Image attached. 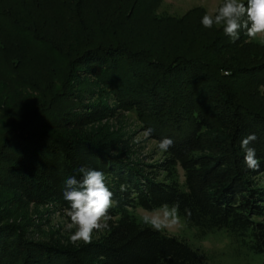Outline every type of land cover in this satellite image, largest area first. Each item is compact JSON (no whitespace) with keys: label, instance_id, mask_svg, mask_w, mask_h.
Masks as SVG:
<instances>
[{"label":"trees","instance_id":"1","mask_svg":"<svg viewBox=\"0 0 264 264\" xmlns=\"http://www.w3.org/2000/svg\"><path fill=\"white\" fill-rule=\"evenodd\" d=\"M36 1L19 5L23 12L38 10ZM115 2L118 14L123 5ZM145 2L146 15L160 23L200 21L207 14L159 17L156 0ZM17 17L9 20L12 39H0V55L9 52L0 56V84L15 89L2 110L9 112L23 94L29 99L22 88L34 86L38 95L19 120L3 114L0 122V264H206L195 241L213 234L264 264V94L258 90L264 85V45L247 42L251 52L240 57L244 30L233 41L213 26L198 45L195 35L190 44L164 41L156 48L110 29L72 51L47 37L31 15ZM23 58L42 69L39 75L43 68L52 71L38 76L45 85L17 70ZM126 111L156 142L149 162L132 156L124 137L88 130ZM251 133L258 138L249 144L259 160L256 170L247 167L241 148ZM164 138L173 144L161 152ZM82 167L105 173L117 201L109 228L79 247L34 237L15 216L18 209L32 203L66 212L64 181L80 179ZM165 203L178 204L182 224L194 230L191 238L140 222L138 207L152 211Z\"/></svg>","mask_w":264,"mask_h":264},{"label":"rangeland","instance_id":"2","mask_svg":"<svg viewBox=\"0 0 264 264\" xmlns=\"http://www.w3.org/2000/svg\"><path fill=\"white\" fill-rule=\"evenodd\" d=\"M30 1V0H29ZM71 6L67 8L63 0H37V8L22 10L19 5L21 0H0V39L1 42L12 39L9 26L10 21L17 15L29 14L32 21H36L41 31L47 34V37H54L63 44L65 48L73 49L75 51L78 46L85 43L87 40L97 41L103 38V34H109L112 30L116 35L127 37L132 41L146 43L149 46L162 47L164 41H168L170 45L178 46L180 42H191V38L197 37V45L200 44V39L212 34L210 28H205L201 20H193L184 24H177L176 22H155L144 11L145 0H115L118 1L119 6L123 5L122 11L115 13L114 0H67ZM124 1V3H122ZM223 0H156L157 8L155 13L159 17H179L187 13H198L204 11L206 13L212 12L220 5ZM27 0H24V4ZM246 4V0H244ZM106 5V6H105ZM41 7L43 9H41ZM8 8L16 14V17L11 16L12 12L5 11ZM71 11V12H70ZM127 11V13H126ZM5 12V13H4ZM129 12V13H128ZM131 12V13H130ZM125 13L127 14L126 16ZM71 18H70V16ZM78 15V16H76ZM76 16V19L73 17ZM35 18V19H33ZM10 20V21H9ZM73 20V21H72ZM124 21V22H123ZM39 22V23H38ZM218 28V29H216ZM111 29V30H110ZM214 33H222V27L215 26ZM74 34V35H73ZM71 35H73L71 39ZM243 45L238 47L236 55L245 57L249 55L251 50L247 46L249 42L248 37H241ZM6 43V42H4ZM8 43V41H7ZM190 44V43H189ZM8 45V44H7ZM8 50V48H6ZM10 49V48H9ZM72 53V52H71ZM228 53H231L230 51ZM7 56L9 52H3L0 56ZM225 55V54H224ZM223 55V56H224ZM23 59L18 62V71L29 73L30 78L36 82L45 85L44 78L38 76H48L50 74L49 68H43L45 74L42 73L41 68L34 69V64L25 65ZM24 73V74H25ZM52 73V71H51ZM90 79L89 77L78 75V79ZM1 83V82H0ZM15 90V89H14ZM11 87H6L0 84V122H3V114L8 115L14 120H19L25 115L33 106L35 97L38 91L34 86L22 88L24 93H28L29 99L24 94L22 101H16L15 104H10L9 112L2 110L9 106L6 95L14 93ZM259 93L264 94V85L259 86ZM26 93V94H27ZM88 130H97L102 132H110L112 136H121L127 140L128 149L132 156L144 162H149V158L153 154L156 147L155 140L151 139L141 130V123L136 115L131 111L123 112L122 115L115 119H106L88 127ZM159 155H155L153 159ZM264 182V176H262ZM8 195V191H3ZM155 209V210H159ZM151 212L141 207L136 209L139 215L145 212ZM154 211V210H152ZM15 216L21 221L27 230L34 237L38 238H53L60 241H68L70 233L64 230V224L67 222L66 212L54 211L49 206L36 205L32 203H23L18 209ZM171 233L184 235L186 238H191L194 230L184 226L168 230ZM102 232L97 233L95 238L99 237ZM201 249L206 252V264H258L252 260V257L243 249L237 248L228 244L220 234H213L208 236L206 240L195 241Z\"/></svg>","mask_w":264,"mask_h":264},{"label":"clouds","instance_id":"3","mask_svg":"<svg viewBox=\"0 0 264 264\" xmlns=\"http://www.w3.org/2000/svg\"><path fill=\"white\" fill-rule=\"evenodd\" d=\"M201 23L205 28L222 27L224 34L233 41L239 39L241 30H244L249 42L257 41L264 45V0H246V4L244 0H224L214 11L205 14ZM257 139L255 133H251L241 141L244 162L252 170L259 168V160L249 144ZM172 144L170 138H164L158 143V148L164 152ZM79 171L82 177H68L63 190V198L69 204L64 230L70 233L69 243L76 247L91 244L97 233L108 229L109 221L113 219L110 210L117 206L103 171L83 167ZM125 190L121 186V191ZM139 220L159 232L183 227L178 204L165 203L159 210L146 211Z\"/></svg>","mask_w":264,"mask_h":264}]
</instances>
